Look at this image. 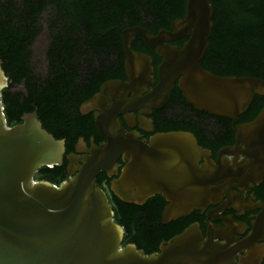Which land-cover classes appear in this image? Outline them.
Masks as SVG:
<instances>
[{
  "label": "water",
  "instance_id": "95a60500",
  "mask_svg": "<svg viewBox=\"0 0 264 264\" xmlns=\"http://www.w3.org/2000/svg\"><path fill=\"white\" fill-rule=\"evenodd\" d=\"M213 16L209 0H188L185 17L175 20L170 31L157 35L143 27L123 31L129 83L110 80L81 107L83 114L102 112L95 122L106 141L86 150L81 141L77 153L85 156L68 157L69 178L60 186L37 182L35 176L42 168L63 164L66 142L44 129L37 110L25 114L19 125H7L2 92L9 80L0 60V264H237L238 260V264H262L264 247L256 245L264 241L257 238L261 223L240 245L231 237L223 243L205 238L196 224L162 243L158 253L147 255L134 244L124 247L125 229L114 221L109 198L97 184L101 174L115 178L111 190L128 204L142 206L163 196L170 204L163 214V223L168 224L216 203L219 193L214 185L263 179L264 108L253 121L242 125L239 121L256 95L264 97V80L221 77L202 68ZM138 37L162 59L154 91L160 97H153L151 109L160 108L159 98L167 101L179 81L195 110L232 122L236 144L220 151L218 164L209 161L210 152L190 132L162 133L142 141L137 133L125 130L119 116L131 110L128 92L154 85L152 57L132 49ZM184 38L188 41L182 48L172 45ZM109 96L114 101L111 109H107ZM141 124L142 130L154 132L151 121L143 118ZM121 157L126 165L120 173ZM77 162L82 167L74 168Z\"/></svg>",
  "mask_w": 264,
  "mask_h": 264
},
{
  "label": "trees",
  "instance_id": "16d2710c",
  "mask_svg": "<svg viewBox=\"0 0 264 264\" xmlns=\"http://www.w3.org/2000/svg\"><path fill=\"white\" fill-rule=\"evenodd\" d=\"M187 1L0 0V60L9 80L2 92L7 125H19L25 114L37 110L44 129L65 140L68 152L74 150L79 138L88 139L96 131L92 119L78 112L80 105L124 72L123 31L134 27L154 34L169 31L175 20L185 17ZM209 1L214 26L202 68L221 77L264 80V0ZM43 38L42 59L36 61L37 44ZM133 49L150 52L140 37ZM263 108L264 97L256 95L240 121H253ZM205 115L224 124L219 127L183 116L173 121L175 130L192 132L201 146L208 147L233 137L230 120ZM65 167L42 168L35 180L58 185ZM110 202L114 221L125 229L124 247L134 244L151 255L181 232L164 236L161 196L142 206L115 195Z\"/></svg>",
  "mask_w": 264,
  "mask_h": 264
},
{
  "label": "flooded vegetation",
  "instance_id": "af4514ba",
  "mask_svg": "<svg viewBox=\"0 0 264 264\" xmlns=\"http://www.w3.org/2000/svg\"><path fill=\"white\" fill-rule=\"evenodd\" d=\"M186 39L187 38L176 41L172 43V45L182 48L184 44L188 41V39L187 40ZM132 49H133V43H132ZM133 50L141 54H146L152 57L153 66H154V74H153L154 78L152 82L154 83V85L146 86L145 84H143L140 86V88L128 92L129 99L132 101L130 105L131 110H129L126 113V115L119 116V119L121 120L126 131L132 134L137 133L140 136L139 139L142 141H150L151 138L157 134L170 133V132H189V131L175 130L176 127L175 125H173L174 120H179V118L183 116L186 117L190 116L194 118L196 122H198V120L200 119L202 120V122H205L206 124L209 125L217 124V126L219 127H221L224 124L221 120L218 119L216 120L206 116L205 112H200L197 110L193 111L191 105L188 104V102L184 98L182 91L179 88V81L175 84L168 100L164 101L163 98H159L158 102L162 104L161 107L158 109H151L153 105V101L154 100L156 101V99L153 97L155 96L160 97L157 94V92L154 91L159 87L160 78H159L158 69L162 63V59L156 54V50L153 48H150V52H141L135 49ZM113 80H120L124 83H129V78L127 77L125 71V62H124V72L122 76ZM102 85L100 86L99 90L93 94V96L90 99H92L95 95L100 93ZM126 93L127 92L124 91V94ZM108 98H109L110 106L107 109H111L112 105L114 104L113 97L109 96ZM83 104L80 105L78 112L81 114V116L92 119L96 131L93 135L89 136L88 139L83 137L79 138L78 142L75 144L74 150L68 152L66 147V153L64 156L63 164L61 165L64 166L66 164L65 174L63 177V181L56 186H60L63 182L67 181L69 178L68 168L70 166V162L68 160V157L70 155H76V157L79 159L85 156L84 154L77 153V149L78 147H80L81 141H83L86 145V147L82 148L83 150H86L87 147L91 148L92 144L100 145L101 143L106 141L105 137L100 133L95 122L96 115L102 112L94 111L88 114H83L81 111V107ZM127 118L129 119V121L127 120ZM143 118H146L148 121L152 122L154 132H146L141 129L142 127L141 119ZM245 123L248 122L239 121V125ZM231 127H232V122H231ZM232 132H233V137H229V139L225 143L218 141L215 144H213L212 147L201 146L199 144L203 149L210 152L209 161H214L215 163L218 164L220 151L224 148L235 146L236 134L233 131V127H232ZM118 163L120 165L119 172L121 173V170L126 165V163L123 160V157L119 159ZM205 164H206L205 159H202L200 165L203 167V165ZM82 165H83L82 163L77 162L74 165V168H80L82 167ZM114 179L115 178L108 177L107 174H101L97 178V184L99 180L101 181L100 186L99 185L98 186L106 192L109 201H111L112 195H114L111 190L112 181ZM41 181L49 182L45 179L37 182H41ZM214 188H217L218 189L217 191L219 193V196H217L215 200L216 203L208 205L205 209H201V210L195 209L188 216L179 218L177 220H173L168 224L163 223V214L166 208L170 204L163 198V196H161L164 199V206L162 212V224H163L162 228L163 230H166L164 236L169 237L177 231H181L179 233L181 234L190 226L197 224L200 226V229L205 238L210 237L216 242L223 243L225 242L226 238L231 237L235 239L238 245H240L244 243L247 239H249V237L253 233H255V226L261 223L262 231L257 236V238L263 239L264 238V208H263L264 207V177L259 183H256L254 181H235L232 183L221 182L217 185H214ZM168 241H163V243ZM256 245L259 247H264V241L257 242ZM245 253L246 251L240 253L238 257L241 258L245 256ZM238 263L239 260L237 264ZM263 263H264V259L262 264Z\"/></svg>",
  "mask_w": 264,
  "mask_h": 264
},
{
  "label": "rangeland",
  "instance_id": "374dc122",
  "mask_svg": "<svg viewBox=\"0 0 264 264\" xmlns=\"http://www.w3.org/2000/svg\"><path fill=\"white\" fill-rule=\"evenodd\" d=\"M45 48V39H41L39 43L37 44V50H36V61H40L43 54V49Z\"/></svg>",
  "mask_w": 264,
  "mask_h": 264
}]
</instances>
